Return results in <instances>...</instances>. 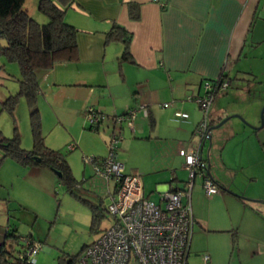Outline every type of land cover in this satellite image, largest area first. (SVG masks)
<instances>
[{
	"label": "rangeland",
	"instance_id": "374dc122",
	"mask_svg": "<svg viewBox=\"0 0 264 264\" xmlns=\"http://www.w3.org/2000/svg\"><path fill=\"white\" fill-rule=\"evenodd\" d=\"M25 7L36 20L46 21L45 15L37 9L36 0H26ZM261 7L264 8V0L259 3ZM246 49L248 57H242L239 64L247 74L238 71L224 73L230 78L227 86L213 95L208 119L211 116L214 121L229 117L211 129V144L206 140L203 155L206 157L207 149L210 150L211 175L221 187L220 194L208 197L201 180L196 177L191 205L198 220L204 218L207 224L204 229L197 222L194 225L189 264H201V254L209 255V264H264V126L257 128L264 107V42ZM56 65L57 62L45 72L53 74ZM43 74L39 76V85L42 83L41 88L45 89L47 77L42 79ZM55 74L48 80L54 81ZM19 76L18 63L0 55L2 134L10 137L16 128L23 149L32 148L38 135L45 145L59 149L67 155L74 177L81 182V189H89L97 198L85 195L84 191L78 193L81 197L91 198L102 209L96 225L92 226L89 205L67 189L57 171L49 167L51 171L29 167L17 170L13 168L16 161L4 157L0 164V244L4 242L5 249L11 245L15 255L21 247L20 236H27L40 243L33 256L35 264H80L85 246L113 222L106 206L114 190L113 180L96 173L92 164L84 162L82 156L105 155L113 131L117 132L120 124L117 122L109 135L102 128L89 129L85 115L66 110L71 106L65 104L68 99L53 97L51 93L45 94L46 91L37 93L32 104L25 95L18 94ZM204 90L202 86V93ZM14 94L17 95L16 103L10 109L3 102ZM34 107L38 110L32 115ZM195 113L202 119V110L198 106ZM59 114L63 120L58 119L56 115ZM105 118H108L106 114ZM122 140L121 136L117 147ZM188 140L189 144H194L197 137L192 134ZM70 142L77 143V146L69 149ZM167 149L173 152L172 147ZM140 150L138 147L131 150L130 160H137ZM177 167L187 179L188 171L183 167V161ZM46 170L54 179L46 174ZM147 179L148 175H142L145 194L149 191ZM149 198L157 200L158 193H149ZM8 227L9 233L19 236L17 241L11 236L6 238Z\"/></svg>",
	"mask_w": 264,
	"mask_h": 264
},
{
	"label": "crops",
	"instance_id": "0c3cea01",
	"mask_svg": "<svg viewBox=\"0 0 264 264\" xmlns=\"http://www.w3.org/2000/svg\"><path fill=\"white\" fill-rule=\"evenodd\" d=\"M131 1L138 3V19L129 17L128 4ZM260 2L79 0L64 12V19L78 29V57L57 62L54 81L48 80L53 74L45 72L42 79L47 77V85L43 89L40 83L39 93L46 91L45 94L51 93L53 97L57 95L68 99L65 104L70 103L71 106L66 110L79 116L85 114L87 106L102 111L108 118L100 121L94 130L102 128L108 135L116 125L114 115L138 108L132 126L123 122L118 128L123 140L116 147V152L118 150L117 156L123 162L126 173L138 172L141 177L148 175L149 191L145 195L149 197V193L155 192L159 198L166 189L183 187L186 180L177 171L180 162L183 161L184 167L179 149L193 144H189L188 138L195 134L194 130L201 121L195 113L196 102L187 98L202 94L204 81L216 80L221 73L238 71L247 74L240 67V59L248 57L247 46L254 48V45L256 47L264 42V8H259ZM113 23L120 24L131 33V57L128 59L120 58L124 48L122 41L105 42V32ZM164 102L168 105L164 106ZM176 110L186 112L187 116H176ZM56 111H59L58 108ZM56 116L63 120L60 114ZM219 119L214 121L211 116L208 120H211L210 125H214ZM76 146L77 143L68 144L69 149ZM137 147L141 149L137 160H130L131 150ZM170 147L173 148L172 153L167 149ZM209 151L204 158L205 164H208L209 158L210 170ZM64 156L67 159V155ZM13 165L17 170L27 167L49 169L17 162ZM46 174L53 177L49 171ZM196 177L201 180L202 186V176ZM211 179L218 190L210 195L204 190L208 197L220 194L221 185L213 177ZM86 195L97 198L90 190ZM192 212L194 225L197 222L204 229L206 220H198L193 206ZM190 255L189 247L188 257Z\"/></svg>",
	"mask_w": 264,
	"mask_h": 264
},
{
	"label": "built area",
	"instance_id": "2783aa9c",
	"mask_svg": "<svg viewBox=\"0 0 264 264\" xmlns=\"http://www.w3.org/2000/svg\"><path fill=\"white\" fill-rule=\"evenodd\" d=\"M226 85L227 82H223L221 87ZM203 87L205 90L202 94L188 97L196 102L203 116L194 130L197 141L187 148L179 149L188 171L183 187L166 189L157 200L145 195L140 173H126L123 162L117 156L116 143L121 138L119 127L117 132H113L104 156H82L84 162L92 164L96 173L113 180L114 190L106 206L113 222L88 244L80 264H189L188 254L195 222L191 190L196 176H202V186L207 195L218 190L215 182L205 174L203 145L208 137V116L213 93L208 91L211 87L209 82L204 81ZM163 105L167 106L168 102ZM141 108H144L143 105ZM137 111L138 108L129 109L114 115L113 120L119 124L126 122L131 127ZM174 114L187 116L186 112L180 110ZM85 116L89 124L94 126L104 119L105 114L93 106H87ZM19 240L26 246L25 254H19L20 257L28 263H34L33 256L38 252L40 243L27 236H20ZM201 257V264H209L207 254Z\"/></svg>",
	"mask_w": 264,
	"mask_h": 264
},
{
	"label": "trees",
	"instance_id": "16d2710c",
	"mask_svg": "<svg viewBox=\"0 0 264 264\" xmlns=\"http://www.w3.org/2000/svg\"><path fill=\"white\" fill-rule=\"evenodd\" d=\"M25 1L0 0V55L18 63L20 69L18 94L25 95L34 104L40 89V74L52 68L56 62L74 60L78 57L76 39L78 29L64 19V12L73 3H79V0H36L37 9L46 17L45 22H39L28 13ZM128 14L131 19H138V3L129 2ZM104 39L105 42L122 41L124 48L120 58L131 57L129 51L131 33L120 24L113 23L105 32ZM228 77L221 73L216 80H205L211 85L208 91L214 95L221 88H225L227 85L221 87V84L227 82L230 79ZM240 78L244 79L241 76ZM16 98L15 94L9 95L3 104L13 109ZM37 110V107H34L32 115ZM97 125L89 124L88 128L94 130ZM210 126L208 120L207 128ZM0 148V164L4 157H11L21 165L46 166L58 171L67 189L89 205L92 215L91 225H96L102 208L99 204L81 197V192L84 191L87 194L89 190L81 189V182L74 177L71 166L60 150L45 145L39 135L35 137L32 148L23 149L19 145V134L16 128L10 137L4 136L0 130ZM5 236L6 238L11 236L15 241L19 237L15 233H9V227L6 228ZM4 244V242L0 244V264H35V262L28 263L25 258L20 257L19 254L26 252L25 244H21L15 255L12 254L13 247L9 245L10 248L5 249Z\"/></svg>",
	"mask_w": 264,
	"mask_h": 264
},
{
	"label": "water",
	"instance_id": "95a60500",
	"mask_svg": "<svg viewBox=\"0 0 264 264\" xmlns=\"http://www.w3.org/2000/svg\"><path fill=\"white\" fill-rule=\"evenodd\" d=\"M228 117L229 116H226L225 118H223V119H221L220 121H218L216 124H214V125H211L209 128H208V137H207V140L209 141V143L211 144V137H212V135H211V129L212 128H215V127H218L219 125H221L225 120H227L228 119ZM260 124H259V126L257 127V128H261L262 126H264V107H262V109H261V116H260ZM207 151H208V149H207ZM208 155V154H207ZM208 157V156H207ZM207 163L208 164H205V171H206V173H207V175L208 176H210V177H212V175H211V172H210V170H209V158H207ZM58 175H60V173L57 171L56 172Z\"/></svg>",
	"mask_w": 264,
	"mask_h": 264
},
{
	"label": "clouds",
	"instance_id": "9594fccd",
	"mask_svg": "<svg viewBox=\"0 0 264 264\" xmlns=\"http://www.w3.org/2000/svg\"><path fill=\"white\" fill-rule=\"evenodd\" d=\"M205 167V166H204ZM206 172V171H205ZM206 175H207V173H206ZM208 176V175H207ZM208 177H210V176H208ZM211 178V177H210Z\"/></svg>",
	"mask_w": 264,
	"mask_h": 264
}]
</instances>
